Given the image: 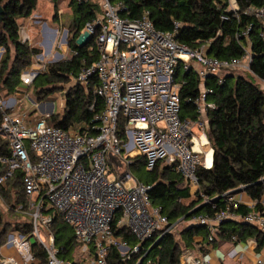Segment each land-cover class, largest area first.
Segmentation results:
<instances>
[{"label":"built area","instance_id":"obj_1","mask_svg":"<svg viewBox=\"0 0 264 264\" xmlns=\"http://www.w3.org/2000/svg\"><path fill=\"white\" fill-rule=\"evenodd\" d=\"M78 1L95 3L100 8L76 39L77 45L87 46L90 51L95 45L98 56L90 63L82 59L79 70L71 76L72 83L86 87L95 79L93 91L103 100V109L90 123L84 121L63 129L48 121L50 113L42 114V108L49 109L47 100L26 108L24 101L32 99L27 91L48 67L47 57L41 52L33 55L31 64L21 72L15 91L0 95V136L7 149L6 154H0V186L7 187L16 173L22 174L27 208L20 203L16 211L29 216L32 224L29 235L8 234L1 246L14 253L1 256L0 264H35L34 242L45 251L47 264H72L59 257L55 236L49 230L55 213L72 229L84 255L81 264H108L112 248L122 259H129L142 251V242L172 229L175 224L168 225L160 207L150 202L151 185L138 181L131 172L130 166L139 157L145 159L147 170L163 160L183 177L192 199L211 203L213 199L201 191L196 175L198 167L209 169L213 162L208 114L216 103L210 96L235 71L254 75L248 36L251 25L239 34L246 39L244 54L223 59L208 55V43L190 48L176 40L174 31L154 28L147 11L136 18L122 17L121 2ZM228 2V8H234V0ZM244 14L260 24L259 38L264 42V3L246 8ZM24 19H16L19 39L32 45ZM30 22L40 27L45 23L38 14L29 17ZM51 36L50 29L43 39L51 41ZM92 37L94 45H88ZM4 52L0 45V61ZM76 54L68 47V59ZM178 67L193 72L198 79L197 95L188 98L195 117H181L180 90L186 81L176 77ZM259 80L264 85V79ZM94 104L89 110L93 111ZM110 153L120 159V168L109 159ZM243 192L225 193L224 207L213 214H192L187 225L204 227L207 246L214 242L224 221H242L264 234L263 196L247 203ZM256 204L262 208L255 210ZM240 205L249 211L237 212ZM114 221L128 229L136 242L131 244L117 236L112 229ZM230 239L238 240L235 235ZM181 253V264H208L187 248ZM253 264H264V259L257 256Z\"/></svg>","mask_w":264,"mask_h":264},{"label":"trees","instance_id":"obj_2","mask_svg":"<svg viewBox=\"0 0 264 264\" xmlns=\"http://www.w3.org/2000/svg\"><path fill=\"white\" fill-rule=\"evenodd\" d=\"M37 1L0 0L2 7L0 45L5 48L0 61L1 96L15 91L21 72L31 64L32 56L41 52L39 47L20 41L16 22L20 17H30L36 9ZM111 1L122 3L123 8L120 11L122 17L136 18L147 11L154 28L174 31L176 40L190 48L208 43V55L217 58L241 57L244 54L243 46L246 39L239 34L251 25L248 34L253 56L250 68L256 77L264 79V42L259 38L260 24L253 16L244 14L246 8L260 7L264 0H234L235 6L231 9L228 8V0ZM53 3L56 8L54 0ZM68 5L72 11L68 47L76 50L77 54L71 59L48 65L47 70L39 74L30 86L32 96L38 102L49 100V95L55 93L54 86L58 85L62 89L63 111L61 114H51L48 121L63 129L84 121L90 123L95 113L103 109V100L93 91L95 79L85 87L79 83H72L71 78L79 70L82 59H85V63H90L98 56L93 37L88 44L94 45L91 51L87 46L77 45L76 39L86 23L99 14L100 8L95 3L78 0H69ZM176 77L186 81L180 90L181 117H195L194 107L188 98L197 95L198 79L193 72H184L180 67L176 71ZM53 83L54 86L51 85ZM210 99L216 103V107L208 114L213 162L209 169L198 167L196 175L201 191L213 199L211 203L191 199L190 190L185 185L183 177L175 173L163 160H158L152 170L145 168L143 157L136 158L130 166L132 174L134 170L142 171L138 176H134L138 181L151 185L148 192L150 202L160 207L162 214L169 221L168 225L187 222L192 214H213L217 209L224 207L225 193L240 187H245L246 193L252 200L259 201L264 195V92L242 75L227 76L223 84L216 86ZM93 102H95L94 109L91 111L88 107ZM6 152L5 139L0 136V154ZM2 167L3 165L0 164V171ZM21 175L20 172L16 173L7 187L0 186V198L6 205L8 201L14 202L8 205L9 207H5V210L28 219L20 222L13 231L29 235L32 231L30 217L16 211V206L20 203L27 208ZM186 200H190V203L186 204ZM194 208H197L196 211L186 216ZM261 208L260 204L254 206L255 210ZM247 211L249 209L245 205H240L237 212ZM112 229L117 236H121L129 243L136 242L128 229L117 226L115 221L112 223ZM201 229H204L201 225H186L181 231L182 245L174 240L170 229L159 237L154 236L142 242V251L129 259H122L117 249L112 248L108 256V264H137L145 253L140 264H180L182 249L193 246L194 235ZM9 230V225L0 211V246L6 242ZM42 230L46 229L42 228ZM49 230L55 236L59 257L71 261L72 264H81L84 258L81 247L75 242L72 229L61 220L59 214H54ZM231 235H235L238 241L248 238L256 240L257 250L264 247V234L255 226L242 221L223 222L214 241L217 238L229 240ZM203 237H207L206 230ZM156 241L158 243L154 245ZM34 247L37 256L35 264H47L45 251L36 242Z\"/></svg>","mask_w":264,"mask_h":264},{"label":"rangeland","instance_id":"obj_3","mask_svg":"<svg viewBox=\"0 0 264 264\" xmlns=\"http://www.w3.org/2000/svg\"><path fill=\"white\" fill-rule=\"evenodd\" d=\"M56 2V8H54L53 0H38L36 4V11L39 16H41L42 19L46 21L47 26H49L52 30V40H47L49 45L47 46V49L43 48L41 44L42 42L46 43V41L43 39V36L45 35L42 30L39 32V25H33L34 29L37 31L38 34L32 35V45L34 46V42L39 40L41 44H39V49L41 50V53L44 57H47L46 64L50 65L52 63L58 62V61H65L68 60V57H66V52L68 50L67 47V37L64 40V35H68L70 37L71 35V20H72V11L69 8V0H54ZM38 10V11H37ZM32 24V23H31ZM43 33V34H42ZM232 74L234 76L242 75L246 79L250 80L252 83L257 85L263 92H264V85L260 82V80L255 77L254 75H251L246 72L242 71H235ZM55 83L51 84L54 86ZM55 93L49 95L48 102H51L50 108L45 109L42 108V114L51 113L52 114H61L63 111V105H64V99L63 96H61V93H63L60 87L54 86ZM27 95H29L32 99L25 100V106L26 108H33L34 102H37L32 96L31 89L27 91ZM38 103V102H37ZM141 171V170H140ZM140 171H133V175L138 176L141 172ZM190 200H186L185 203L189 204ZM14 202L8 201V204H4L3 201L0 200V211L3 213L4 220L9 225V233H15L13 231L14 228L18 227V224L23 221H27L28 219L24 216L16 215L15 212L5 210V207H9L8 205L13 204ZM24 215V214H23ZM27 216V215H26ZM187 225L186 221H182L180 223H177L171 230V233L173 235L174 240L181 244V231L185 226ZM8 234L6 236V241L8 239ZM42 234H44L42 232ZM201 236V233L195 234L194 239L198 240V238ZM33 241V238H32ZM182 245V244H181ZM183 247V246H182ZM193 247V246H192ZM186 249L185 247L182 249ZM78 256V255H77Z\"/></svg>","mask_w":264,"mask_h":264},{"label":"crops","instance_id":"obj_4","mask_svg":"<svg viewBox=\"0 0 264 264\" xmlns=\"http://www.w3.org/2000/svg\"><path fill=\"white\" fill-rule=\"evenodd\" d=\"M34 11H36V9ZM35 14L38 13L33 12L30 17L34 16ZM23 21L27 26V32L31 37L33 34H38L31 22L29 23V17L25 18ZM42 21L45 23L42 27L39 28V31L42 30V32L47 35L49 34L52 27L50 28L49 26H47L44 19H42ZM42 43L43 44H41L40 41L37 40L34 42V46H39V44H41L43 45L42 47L44 49H47V46L50 44L47 40L46 43ZM242 198L244 202H251V199L246 191L242 193ZM262 201L264 202V195ZM199 233H201V236L198 238V240H196V238L194 239L193 247H186L187 249L192 251L191 254L195 256L199 261H205L208 264H253L257 256H260L264 259V247H262L260 250H257L256 240L252 238H248L244 241H233L231 239L225 240L217 238V240H215L211 245L207 246L205 244L206 238L203 237L205 229H201ZM13 253L14 251L11 248L5 246L0 247V258L1 256H7ZM181 254L182 253H180V259L182 257Z\"/></svg>","mask_w":264,"mask_h":264},{"label":"water","instance_id":"obj_5","mask_svg":"<svg viewBox=\"0 0 264 264\" xmlns=\"http://www.w3.org/2000/svg\"><path fill=\"white\" fill-rule=\"evenodd\" d=\"M1 14H2V7L0 6V19H1ZM63 95H64V93H61V96H63ZM48 103H49V108H50L51 102H48ZM41 111H42V110H41ZM51 112H52V111H51V109H50V115L52 114ZM109 159H110V160L116 165V167L120 168V167L122 166V163H121L120 159H119L116 155L110 153V154H109ZM242 190L245 191V187H242V188L240 187V188L234 189V190H232V193H237V192L242 191ZM196 209H197V208H194V209H192L191 211H189V212L187 213L186 216H189L190 214H192L193 212H195ZM224 222H225V221H224ZM157 243H158V241H156V242L154 243V245H156ZM143 258H144V257H142V258L138 261L137 264H140V263L143 261Z\"/></svg>","mask_w":264,"mask_h":264}]
</instances>
